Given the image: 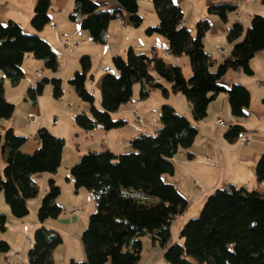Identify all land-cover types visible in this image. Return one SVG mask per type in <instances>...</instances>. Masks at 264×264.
<instances>
[{
    "label": "trees",
    "instance_id": "obj_1",
    "mask_svg": "<svg viewBox=\"0 0 264 264\" xmlns=\"http://www.w3.org/2000/svg\"><path fill=\"white\" fill-rule=\"evenodd\" d=\"M120 9L100 10L92 0H76L75 14L70 16L80 22L96 44L105 43V33L112 20L126 12L129 22L139 28L143 19L138 0H116ZM159 18L157 27L146 30L149 36L162 35L169 41V53L177 58L187 57L192 75L185 78L180 66L165 62L156 52L138 54L132 48L125 58H113V69L100 83L101 107H96L95 96L87 89L88 80L94 81L92 61L80 59V71L69 83L79 98L90 106V114L81 112L75 118L84 131H106L124 127L126 121L114 120L112 115L132 101L134 86L140 84V99H147L151 92L160 90L165 99L179 94L189 103L195 122L204 120L208 107L220 94H226L232 115L236 119L247 116L250 92L241 85L229 89L221 80L231 70L252 75L250 63L264 51V17L253 16L244 35L241 24H235L228 32L227 40L233 45L229 56L216 67L215 60L205 50L204 39L211 29L207 20L195 25V36L185 23L183 9L174 0H152ZM264 4V0H261ZM53 0H37L31 20L39 33L50 25ZM237 7L230 4L211 5L208 13L223 22ZM28 57L41 61L45 69L53 73L59 70V60L51 45L38 34L27 35L22 27L10 21L0 23V72L13 86L24 79L22 66ZM216 67V69H214ZM216 70V71H213ZM170 85V88L166 86ZM47 86L53 89V98L63 97L62 80L43 77L26 96L34 103ZM16 107L5 96L4 80L0 81V121L11 120ZM161 127L156 135L141 134L131 141L133 151L116 155L90 151L71 169L75 189L90 191L96 202V212L90 217L82 235L86 260L72 264H140L143 243L141 237L150 236L153 244L163 249L168 264H264V191L249 192L244 188L226 185L210 195L201 216L188 222L180 238L183 245L172 243L171 226L189 207L188 200L164 176H173V159L180 149L189 150L198 136V129L174 107L164 104L160 113ZM245 129L230 125L225 138L237 143ZM40 148L33 154H24L21 148L28 141L15 134L13 128L0 131V153L6 157L3 175L0 172V193L11 214L24 219L30 214L29 201L39 197L36 175L55 176L62 164L66 141L57 138L46 128L38 131ZM256 178L264 183V155L256 165ZM48 193L37 212L41 227L35 232L28 264H54L53 253L62 243V237L43 226L49 220L58 219L64 212L57 200L62 190L52 177ZM7 216L0 215V231H7ZM11 250L0 241V254Z\"/></svg>",
    "mask_w": 264,
    "mask_h": 264
},
{
    "label": "crops",
    "instance_id": "obj_2",
    "mask_svg": "<svg viewBox=\"0 0 264 264\" xmlns=\"http://www.w3.org/2000/svg\"><path fill=\"white\" fill-rule=\"evenodd\" d=\"M75 1L76 0H53L52 9L50 11V25L42 32L37 33L31 24L37 0H0V23L7 24L13 21L19 24L25 33L38 34L51 45L58 56L59 70L57 73L49 71L46 77L50 79H61L62 90H64L63 86L65 79H67L69 83L75 73L80 71V59L84 56L89 57L92 64L93 62L96 63L95 80L93 81L96 86H93L95 87L94 96L96 107L99 109L100 106L98 107V102L101 104V94L98 97L97 87L100 89L103 76L113 71V58L117 56L125 58L129 49L132 48L138 54L151 55L156 52L159 56L164 55L167 59L165 62L180 66V62L185 56L180 58L172 56L169 53V41L166 37L157 34L153 36L146 34L148 28L157 27L160 23L152 0H138L140 15L143 19V23L139 28L134 27L129 22V16L126 12H123L120 18L112 20L105 33L104 44L94 43L90 34L81 28L80 22H74L70 19V16L75 14ZM92 1L97 3L102 11L120 9L116 0ZM191 1L193 0H174L175 4L179 5L184 12L186 10L185 23L187 26L194 23L193 26H191L194 27L196 22L204 19L209 21L211 29L204 39L205 50L207 54L215 60L217 67L232 51L233 45L228 42L227 35L233 25L237 23L231 22L232 19H230V17L233 13L228 14L227 20L223 22L217 16L210 15L207 9L211 5L222 3L234 5L238 9L242 3L240 0H199L201 3L200 8L196 7L192 9V11L190 9V7H192ZM255 13L261 14L262 11L261 9L258 11L252 10V12L249 13V17L252 18L256 15ZM123 22L126 23V26L123 25ZM64 40L69 41V45L73 51L64 50L62 48L61 42ZM218 46L222 47L225 52H220ZM163 51L167 53L163 54ZM28 58L31 60L33 57ZM29 62L33 63V61ZM41 63L42 66H44L43 62ZM36 64L40 63L36 62ZM250 66L253 72L252 75L248 76L240 70H231L221 80V85L224 88L229 89L231 86L237 84L244 86L250 92V107L246 111L247 116L242 119L233 117L228 97L224 93L220 94L210 103L206 118L200 122H195L193 120L191 107L187 101L181 99V95L170 94L167 99L160 100L158 107L147 106L148 108H146L144 105L145 103L138 101H131L132 103L130 102L129 105L124 107L121 111L122 106L120 110L115 113L118 114L117 116H119V118L114 119L113 115L112 117L114 120L123 119L126 121V124L124 127L110 131L100 128L88 132L77 127L74 121V115L78 114V112H84L89 115L90 106L79 98L74 88L71 89V87H67L65 89L67 92L65 96L69 99L70 103L67 108L73 109L72 112L74 113L69 115L67 113L68 110L64 109V114H66V116H63V114H60V107L62 105L59 100L61 99H54L52 101L53 91H46L45 97L43 95L40 98L38 97L35 103L33 101L32 103L28 102L26 93L28 89L32 87V84L37 81H29V79L22 80L21 83L15 87L2 72H0V81L4 80L5 96L10 103L23 99L26 109L30 111L29 113H36L41 116L38 127L33 129L30 138H27L28 141L21 148V151L24 154H33L40 148V141L37 134L41 128L48 127L49 129H47L54 136L65 138L67 141H73L72 137L75 136V147L71 150L69 149L68 167L74 166L80 161L83 153L86 154L90 151L104 152L109 150L116 155L132 152L133 148L131 141L134 138L141 134L155 135L157 130L160 129V121L155 119L150 120V113L151 111L159 113V109L161 110V107L165 103L171 105L180 115L189 119L198 129V136L195 143L189 150L178 151L173 159L175 167L174 175L168 176V179L165 176L163 178L166 183L173 184L189 202V207L186 212L178 217L172 224V230L177 222H180L181 229L187 221V219L185 220L187 216L195 217V215H199L208 197L217 189L226 185H233L248 191H264V183H259L256 178V165L261 156L264 155V51L258 53L252 59ZM216 67L214 69H216ZM87 89L90 90L88 86ZM45 98L47 102L51 100L49 102V107L46 106V101H44ZM136 114L142 118V123L138 122L135 118H133L134 120L131 119L132 116L134 117ZM52 117L53 120H51ZM234 124H239L245 129L242 137L249 138L250 142L248 145H243L240 140L237 143H230L226 140L225 133L229 129V126ZM60 125L62 127L56 130ZM8 126H10V120L0 121V131L3 133L8 128L14 129L15 122L11 127ZM63 131H65V133ZM80 141H82L81 144ZM65 155L66 153L63 152V162L65 160ZM3 159L5 165L6 157H3ZM61 176L62 173L60 175L59 170L55 176L50 174L45 176V174H41L36 175L34 180L38 185L41 183L45 188L52 177L55 179L56 183H60ZM67 181L70 182L72 187V179H68ZM73 188L76 198L77 196H92L95 203L94 211L96 212L97 206L93 194L88 190L84 191L81 189L77 191L75 187ZM2 198L3 195L0 193V213H4L9 220H13L12 218L14 217L11 214L10 208L5 201L1 202ZM42 198L43 196L40 195L38 198L30 200L28 203L31 210L35 213V216L37 215ZM87 200L88 199H86V201ZM80 203L84 205L82 201L73 198L71 204L73 207L70 212V217L72 223L75 225L81 224V212L78 208ZM85 205L87 206L88 204L85 203ZM74 209L79 210L76 215H72ZM51 222L53 221L49 220L46 223L51 224L50 229L56 231V227L52 226ZM83 224L86 225L82 221V225ZM37 225L38 221L34 228L39 226ZM146 237L150 238V236ZM179 239L181 242L180 236ZM172 243H175L173 237ZM15 249L17 252L7 257H1L0 255V264H11V262L18 264V255L22 257V261L26 263L29 250L26 251L27 248L22 250L19 244H16ZM159 253L160 251H157L154 256H152L150 260L148 258L144 264H159V262L160 264H168L165 259V263H163L161 259L159 260Z\"/></svg>",
    "mask_w": 264,
    "mask_h": 264
},
{
    "label": "rangeland",
    "instance_id": "obj_3",
    "mask_svg": "<svg viewBox=\"0 0 264 264\" xmlns=\"http://www.w3.org/2000/svg\"><path fill=\"white\" fill-rule=\"evenodd\" d=\"M200 4L201 3L199 2V0H193V1H191L192 7H190V9L192 10V9H195L196 7L200 8V6H201ZM222 4H224V3H222ZM260 9H261L262 13L261 14L255 13V14L257 16L264 17V15H263L264 14L263 13L264 12V4H262L261 0H253L252 3L250 2L249 4H246V3L243 4L242 3L241 6L235 12H232L233 15H231V17H230V19H232L231 22L240 23L243 26V28H244V32H245L244 35H245L247 29L250 26L251 20L253 18V17L252 18L249 17V13L252 12V10L258 11ZM207 12H208V9H207ZM184 13H185V17H186V10H185ZM239 14L241 16H239ZM256 15H254V16H256ZM205 20H207V19H205ZM193 24L194 23H191L190 26H188V28L192 31L193 35L195 36V25H194V27H191V26H193ZM196 24H197V22H196ZM27 35H32V34H27ZM221 52L224 53L225 50L223 49ZM160 57L162 59H165L164 61H167V59L164 57V55H161ZM29 61H33V63L32 62L30 63ZM36 62L40 63V64H36ZM180 67L183 70L185 78H187V79L190 78L191 75H192V72H191L192 70H191L189 59L187 57H184L183 60L180 62ZM22 70L24 72V79L23 80L29 79V81L30 80L38 81V80H36V73L37 72L41 71L43 76H45V77L49 73V71L47 69H45L44 66H42V63L40 61L35 60L33 58H31V60H30V58L25 60L23 66H22ZM213 71H216V70H213ZM112 72H114V74H117V72L114 69H113ZM95 73H96V63L93 62V67H92L91 74H95ZM68 84H69L68 80L65 79L64 86H63V88H64L63 97L61 98V100H59L61 102V105H62L60 107L61 108L60 109L61 113L60 112L59 113L63 114V116H66V114H64L65 113L64 109L68 110L67 113L69 115L71 113H74V112H72L73 109L67 108V106H69L70 103H69V99H67V97L65 96V95H67V92H66L65 89L67 87L68 88L71 87V89L73 88V86L71 84H69L70 86ZM93 85L96 86V84L93 81L88 80L87 86L89 87V89L91 90V92L94 95L95 87ZM166 86L170 87L169 84H166ZM139 88H140V84H136L134 86V95H133L132 101H138V102L145 103L144 105L146 106V108H148L147 106H152V107H156L157 106L158 107V104L160 103V100H164L165 99L163 97L162 92L160 90H154V91L151 92L150 96L147 99L140 100ZM46 91L52 92L53 89H52L51 86H47L45 91H44V93H43V96L45 95V93H47ZM97 94H98V97H99V95H100L99 87H97ZM26 98H27L29 103H32L31 99H29L27 96H26ZM181 99H183V101H186L183 96H181ZM53 100H54V98L52 96V101ZM44 101H46V104H47L46 106L49 107V102L51 100H49L47 102V99L45 98ZM129 103L123 105V107L121 108V111H122V109H124V107L129 105ZM12 104L15 105L16 111H15L14 117L10 120V126H8V127H11L12 124L15 122V127H14L15 134L17 136H19V137L30 138L31 132L33 131V129L38 127V123L39 122H36V123H29L28 122L27 116H28L30 111L26 109L25 101L23 99H20L18 101H12ZM99 106H100V108H102L101 104H99V102H98V107ZM160 113H161L160 109H159V113H156V111H151L150 120H154L155 119L157 121H160ZM78 114H80V113L78 112ZM78 114L74 115L75 116L74 117V121H75V118H76V116ZM117 115L118 114H113L114 119H118L119 118V116H117ZM133 118L136 119V115L134 117L132 116L131 119H133ZM51 120H53V117L51 118ZM75 124H76V122H75ZM61 127H62L61 125L58 126L56 130H59ZM65 131H66V129H65ZM65 131H63V132L65 133ZM58 132H60V131H58ZM57 138H59V137H57ZM63 139L66 141V145H65L64 150H63V152H65L66 155H65V160H64V162L62 161L61 167L59 169L60 170V175L62 173V176H61L60 183L57 182L58 183L57 185L61 188L62 193H61L60 197L58 198L57 202L60 205V207H62L64 212L62 213V215L58 219L52 220L53 222H51L52 226L56 227V228L54 227L56 229V232L62 237L63 243L58 248H56V250L54 251L55 252L54 253V264H71L72 260H75V262L80 263V262H84L86 260L85 249H84L83 242H82V235H83V233L86 231V229L88 227V223H89L90 217L94 214L92 212H95L94 211L95 203H94V201L92 199V196H89V197L77 196V198L75 196V190L73 188V187H75V182H74L73 176L71 174V169L75 165H77L80 161L78 163H76L74 166L68 167V155L70 154V150L73 147H75V141H74L75 136L72 137L73 141H71V140L67 141V139H65V138H63ZM81 142L82 141H80V144H81ZM248 144H243V145H248ZM182 150L183 149H180V151H182ZM126 154H128V153H126ZM84 155L85 154L83 153L82 157ZM4 168H5L4 159H3V156L0 153V170H1L0 172L2 173V175H3V172H4ZM47 175L48 174H45V176H47ZM165 177L168 179V176H165ZM68 179H72V181H73L72 182L73 183L72 187L70 185V182L67 181ZM38 186H39V196L41 195V196H43V198H45V196L48 193V189H49L48 184L46 185L45 188H44L43 185H41V183ZM84 191H86V190H84ZM249 192H252V191L249 190ZM2 195H3V193H2ZM43 198H42V200H43ZM73 198L82 201L83 202L82 204H84V205H81V203H80V206H78V208L80 209V212H81V216H80L81 217V224L80 225H75L71 221L70 212H71V209L73 207L71 205L72 201H73ZM86 199H88V200L86 201ZM42 200H41V202H42ZM3 201H5L4 195H3V198H2L1 202H3ZM85 203H87L88 205L86 206ZM29 208H30V214L27 217H25L24 219L20 220V219L12 218L13 220H9V218L7 217V220H8V222H7V231L6 232H1L0 231V238H2V239H0V241L7 242L10 245L11 250L8 253H6V254H0L1 257H7L8 255H10L12 253L17 252V250L15 249L16 244H19L22 250L24 248L25 249L27 248L26 251H28V250H30L32 248V246H33L32 243L31 242L30 243L26 242L27 237H30L32 239V241H33L34 234L41 227V225L38 224L39 226L37 225L38 227L34 228V226H35V224L37 222V215L35 216V213L31 210V207H29ZM201 213L199 215H195V217H190V216L186 217L185 216L186 217L185 220L187 219V221L185 222L183 227L188 222L199 218L201 216ZM1 214H4V213L1 212L0 215ZM58 221L60 222V224H59ZM82 221L86 225H84V224L82 225ZM43 226H45L48 229L51 228V224H49V223H45ZM183 227H181V229H180V222H177L174 225L173 229L171 230V235H172L173 239L175 240V243H179L181 245H183L184 242H185L183 239L180 242V239H179V236L181 235V231H182ZM4 238L6 240H8V241H6ZM140 240L143 243V250H142V253H141V257L142 258H141V262H140L141 264H144L145 261L148 258L150 260L152 258V256H154V254L157 251H160L159 260L161 259V261L163 263H165L164 262V258H163V256H164L163 255V249L160 247V245L158 243L157 244H153L152 241H151V238H149V237H141ZM17 258H18V264H21L20 256L18 255ZM26 260H27L26 263L28 264V259H26ZM157 260H158V258H157ZM11 264H16V263H12L11 262ZM159 264H160V262H159Z\"/></svg>",
    "mask_w": 264,
    "mask_h": 264
},
{
    "label": "built area",
    "instance_id": "obj_4",
    "mask_svg": "<svg viewBox=\"0 0 264 264\" xmlns=\"http://www.w3.org/2000/svg\"><path fill=\"white\" fill-rule=\"evenodd\" d=\"M253 0H240L241 3H250L252 2ZM240 16V15H239ZM123 25L126 26V23L123 22ZM61 46L64 50H68V51H73L72 48L70 47L69 45V41L68 40H64L61 42ZM218 50L221 52L223 49L221 47H218ZM167 52L166 51H163V54H166ZM43 78V74L42 72H37L36 73V80H40ZM35 85V82L32 84V87ZM27 120L29 123H36V122H40L41 120V116L36 114V113H29L28 116H27ZM136 120L140 123H142V118L136 114ZM156 135V134H155ZM240 141L243 143V144H248L250 142L249 138H246V137H241L240 138ZM199 187V186H198ZM79 212L78 209H74L72 211V215H76L77 213ZM27 243H30L32 242L31 238L30 237H27V240H26ZM20 261H21V264H26L25 262L22 261V257H20Z\"/></svg>",
    "mask_w": 264,
    "mask_h": 264
}]
</instances>
